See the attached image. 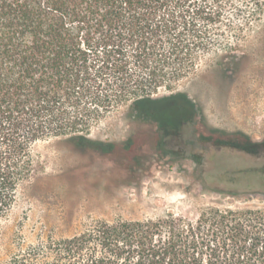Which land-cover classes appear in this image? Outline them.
Segmentation results:
<instances>
[{"label": "trees", "instance_id": "obj_1", "mask_svg": "<svg viewBox=\"0 0 264 264\" xmlns=\"http://www.w3.org/2000/svg\"><path fill=\"white\" fill-rule=\"evenodd\" d=\"M212 1L0 0V220L37 172L35 142L92 148L93 125L125 104L156 133L194 120L187 94L155 93L223 37ZM55 247L14 264H264V206L103 219Z\"/></svg>", "mask_w": 264, "mask_h": 264}, {"label": "rangeland", "instance_id": "obj_2", "mask_svg": "<svg viewBox=\"0 0 264 264\" xmlns=\"http://www.w3.org/2000/svg\"><path fill=\"white\" fill-rule=\"evenodd\" d=\"M213 3L223 37L194 72L155 93L187 94L194 120L156 133L125 104L93 125L92 148L63 137L35 142L37 172L0 220V264L55 251L98 220L264 206V0Z\"/></svg>", "mask_w": 264, "mask_h": 264}]
</instances>
